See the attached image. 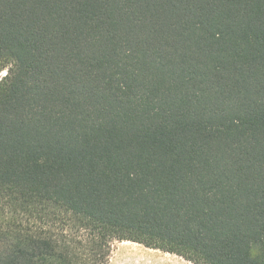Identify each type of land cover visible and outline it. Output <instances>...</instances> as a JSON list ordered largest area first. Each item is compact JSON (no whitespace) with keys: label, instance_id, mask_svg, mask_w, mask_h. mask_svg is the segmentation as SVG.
I'll return each mask as SVG.
<instances>
[{"label":"trees","instance_id":"16d2710c","mask_svg":"<svg viewBox=\"0 0 264 264\" xmlns=\"http://www.w3.org/2000/svg\"><path fill=\"white\" fill-rule=\"evenodd\" d=\"M3 72L0 264H264V0H0Z\"/></svg>","mask_w":264,"mask_h":264},{"label":"rangeland","instance_id":"374dc122","mask_svg":"<svg viewBox=\"0 0 264 264\" xmlns=\"http://www.w3.org/2000/svg\"><path fill=\"white\" fill-rule=\"evenodd\" d=\"M3 72L0 77L4 76ZM106 264H192L185 259L149 249L134 242L114 241L110 247V255Z\"/></svg>","mask_w":264,"mask_h":264}]
</instances>
